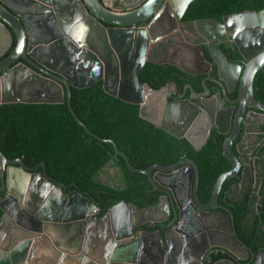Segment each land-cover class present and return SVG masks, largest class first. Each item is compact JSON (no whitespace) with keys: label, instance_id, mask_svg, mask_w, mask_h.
Here are the masks:
<instances>
[{"label":"water","instance_id":"1","mask_svg":"<svg viewBox=\"0 0 264 264\" xmlns=\"http://www.w3.org/2000/svg\"><path fill=\"white\" fill-rule=\"evenodd\" d=\"M194 1L123 0L127 5L120 7L122 0H114L110 8L102 0H0V51L3 54L10 50L0 61V106L67 101L70 113L87 134L100 142L111 143L116 156L123 157L131 171L146 175L155 189L164 193L161 204L140 210L121 201L95 222L83 239L74 231L61 232V227L69 229L79 224L78 220L94 221L101 213L100 207L80 192L72 198L65 195L64 190L69 186L50 179L45 163L29 167L22 159L6 158L0 150V191L7 195L0 202V264H139L136 260L125 263L118 259L129 251L131 255L135 252L134 244L128 243L133 230L147 222H164L161 206L164 205L168 217L169 202L176 214L174 222L180 218L174 186L159 181L154 171L160 175L171 173L170 177L187 171L189 180L195 179L194 199L200 209L212 211L218 204L223 183L239 172L240 162L231 148L238 128L224 142V157L232 163V169L219 176L211 203L203 205L198 196L199 169L194 162L184 160L173 166L156 164L136 169L115 141L90 132L71 106L72 88H89L102 81L107 94L139 105L147 121L180 138L185 137L200 148L210 134L215 113L212 119L207 118L196 104L183 99L184 95L179 100H169L168 87L155 90L143 83L139 75L147 62H152L149 50L160 39H152L149 28L140 25L150 19L155 23L167 12L174 18L180 29L178 35L193 57H190L192 70L179 63L174 66L192 75L205 74L210 66L204 62L201 47L206 46L218 66V77L207 78L204 83L215 82L227 99L228 93L239 87V120L247 108L264 113V102L254 93L255 77L264 68V9L233 14L226 17L224 23L212 19L182 22ZM225 41L238 48L245 64L228 62L218 45ZM205 89L200 96L211 94V89L206 86ZM197 97L192 95L191 99ZM144 110L154 117H145ZM219 132L223 131L219 129ZM193 136H200L201 142L197 144ZM185 165L192 168L178 170ZM39 169L41 173L31 175ZM31 196L43 202L42 207H38L39 215L45 211L50 214L48 219L43 218L49 222V227L29 230L18 225L19 214L27 217L23 201ZM163 242L170 250L167 233L163 234ZM214 246L227 256L222 260L224 264H237L240 259L237 253L222 244ZM207 249L208 245L197 260L176 264H202L203 259L210 258L214 252L209 250L207 254ZM254 264H264V249L260 250Z\"/></svg>","mask_w":264,"mask_h":264},{"label":"flooded vegetation","instance_id":"2","mask_svg":"<svg viewBox=\"0 0 264 264\" xmlns=\"http://www.w3.org/2000/svg\"><path fill=\"white\" fill-rule=\"evenodd\" d=\"M102 1L107 3L110 8L113 6L114 0ZM123 5H127V3L122 0L118 6L122 7ZM34 9L39 8L34 7ZM211 15L212 17L194 20H184L183 18L182 22L185 23L190 21L212 19L220 23H224V19L231 16L221 15L220 18H217L218 15L214 12H211ZM149 25L150 27H148ZM140 27L149 28L152 39L160 38L157 45L152 46L149 50V56L152 62L156 64H169L172 66H174V63H179L185 65L191 70L193 69L190 62V57H192L189 55L190 49L182 42V37L178 35L180 29L174 21V18H171L167 12H164L155 23H152V19H150L149 21L142 23ZM231 34L232 33H230V35ZM218 45L219 49L226 55L229 63L234 65L245 64L244 58L232 42L225 41L219 43ZM201 51L204 62L208 63L210 66L205 74L192 75L185 72L188 77H182V80L185 82L183 85L171 82L162 88L168 87V99L172 101L179 100L180 96L184 95L183 99L190 100L196 104L200 112H205L207 118L209 119H212L215 113V122L211 126L210 134L207 140L200 148L195 147L185 137L180 138L168 132L169 135L174 137V139L186 140L188 144L192 146V150L184 149L183 157H180L177 161L166 166H173L184 160H190L198 166L196 160L190 157L201 153V150L204 149L209 141L213 140L216 142L219 140L222 142V157L230 164V171L232 169V163L224 157V142L231 135L232 131L235 128H238V134L231 147L240 162L238 175L232 179L226 180L223 183L220 191L221 193L219 194L218 204L212 211H209L201 210L197 205L194 199L195 179L190 181L187 171H179V173L172 177H170L171 173L160 175L158 171H154L153 174L158 177L159 181L166 184H172L174 186L180 210L177 215L180 218L174 222L176 214L172 208L171 202H169L168 217H166V209L164 205H162L161 217L162 219L166 218L165 221L158 223L147 222L140 228L133 230L132 237L129 239L128 243L134 244L136 249L135 252L131 255L129 251L128 253H125L126 255L123 254L118 257L120 261H124L125 263L132 260H136L139 264H176L189 262V259L197 260L198 256L206 250V245H208L209 249H207V254L210 249L214 250V252L210 255V258L207 257L208 259H203L202 264H224L222 260L227 256L217 251L219 248H215L214 246L222 244L240 256L237 264H254L260 250L264 249L260 248L257 252H255L252 247L249 246L242 237H240L246 236L247 240L251 242V245H256L260 242L264 243V228H262V230H259L258 228L260 226L263 227V225L257 223H262L261 218L264 214V212H261L259 209L261 203L264 201V113L252 108H247L244 110L243 116L239 120V118H237L239 108V104L237 103L239 87H236L231 93H228L227 99L223 94L222 89L215 82L207 80L204 83V80L207 78L217 79L218 66L211 57L206 46H202ZM2 52L0 51V61L6 57L10 50L7 53L2 54ZM204 68L205 67H203V69ZM205 86L211 89L212 92L207 97H202L200 95L206 92ZM53 91L56 92L57 89L55 88ZM192 95H197L198 97L196 99H191ZM145 111L146 110L143 111L145 117H154V114L145 113ZM219 129L223 132H219ZM193 137L197 144L201 142L200 136ZM208 152H210V160L217 157V155L214 156L212 154L214 149H209ZM156 164L159 163H154L149 167ZM225 165L226 164H220V169ZM183 168L191 169L192 167L185 165L178 168V170ZM229 171H225L222 174ZM41 172L42 169H39L38 173ZM108 172L109 176L113 177L111 184L120 186L121 174H119L114 168H110ZM36 173L37 172H31V175ZM49 178L60 182L52 175H49ZM154 178L156 179V177ZM200 178L199 169L198 196L203 205H208L211 203L216 182L211 190H207L204 189L203 186L201 187ZM147 179L153 190L160 193L158 201L153 206H146L143 208H139L138 205L132 203L130 204L131 208L140 210L161 204L160 198L164 195V193L156 190L148 177ZM72 185L76 184L67 185L69 186L68 189L64 190V194L69 196V198H72L76 192H80L74 189H77V185ZM38 193L41 194V191H38ZM6 196V192L0 191V202L4 200ZM23 202L25 206L23 211L26 212L24 214H26L27 217L19 214L17 216L18 225L29 230L44 229L45 226L49 227V222H46L43 218L45 217L48 219L50 214L45 211L39 215L38 207L41 208L43 205V202L40 199L31 196L30 199H25ZM104 215H101L100 213V215H98L97 218L91 222L88 220H78L79 224H73V226L69 229H66L67 227H61V232H67V230H70V232L74 231L75 235H78L79 237L82 236L84 239L87 237L90 229L93 228V224ZM54 225L58 224L55 223ZM159 233L161 234V239L159 238ZM164 233L168 234L171 246L170 250L169 246L163 242ZM210 246H213L214 248Z\"/></svg>","mask_w":264,"mask_h":264},{"label":"trees","instance_id":"3","mask_svg":"<svg viewBox=\"0 0 264 264\" xmlns=\"http://www.w3.org/2000/svg\"><path fill=\"white\" fill-rule=\"evenodd\" d=\"M263 9L264 0H196L188 8L184 20L212 17L211 12L220 18L221 15ZM181 71L169 64L148 62L139 75L143 83L159 90L171 82L183 85L182 77L188 75ZM101 83L84 89L72 88L71 106L90 132L115 141L134 168L143 170L154 163L166 166L183 157L184 149H192L186 140L174 139L165 129L142 117L139 105L107 94ZM254 93L264 102V68L255 77ZM57 104L1 105L0 150L4 156L22 159L29 166L45 163L49 175L66 185L76 184L77 189H74L95 202L101 215L121 201L139 208L156 204L160 193L153 190L147 177L131 171L123 157L116 156L111 143L100 142L87 134L70 113L67 101ZM209 149H214L215 159H209ZM190 158L196 160L200 185L207 190L212 189L219 175L230 169V164L222 157L219 140L209 141L201 153ZM220 164L226 165L220 169ZM110 168L121 174L120 186L111 184ZM259 209L264 212V201ZM261 220L262 223L257 222L263 225L259 230L264 228V215ZM243 237L255 252L264 248L263 242L251 245L246 236Z\"/></svg>","mask_w":264,"mask_h":264},{"label":"bare ground","instance_id":"4","mask_svg":"<svg viewBox=\"0 0 264 264\" xmlns=\"http://www.w3.org/2000/svg\"><path fill=\"white\" fill-rule=\"evenodd\" d=\"M207 54V53H206ZM210 61V60H209ZM151 64V63H150ZM177 68V67H176ZM182 72V71H181ZM144 73V72H143ZM157 74V73H156ZM170 75V74H169ZM157 76V75H156ZM176 77V76H175ZM159 78V77H158ZM155 79H156V77H155ZM143 80V79H142ZM171 81V80H170ZM144 82V81H143ZM102 84V83H101ZM158 85H160V84H158ZM217 86V85H216ZM194 101V100H193ZM54 105V104H53ZM58 105V104H57ZM255 111V110H254ZM245 117V116H244ZM213 138V137H212ZM263 143V142H262ZM261 143V144H262ZM192 150V149H191ZM221 155V154H220ZM250 155V154H249ZM181 156V155H180ZM176 158V157H175ZM226 160V159H225ZM198 162V161H197ZM225 162V161H224ZM38 173V172H37ZM202 175V174H201ZM145 176V175H144ZM235 180H237V179H235ZM194 181V180H193ZM210 184V183H209ZM205 185V184H204ZM206 186V185H205ZM73 189V188H72ZM207 189V188H206ZM193 190V189H192ZM206 192V191H205ZM221 193V192H220ZM200 194V193H199ZM205 200V199H204ZM227 201V200H226ZM247 202V201H246ZM204 203V202H203ZM231 210V209H230ZM234 213V212H233ZM245 214V213H244ZM264 215V214H263ZM238 221V220H237ZM158 228H160V227H158ZM259 228V227H258ZM254 232V231H253ZM241 234V233H240ZM241 237V236H240ZM243 237V236H242ZM244 238V237H243ZM246 238V237H245ZM257 246V245H256ZM211 250V249H210ZM255 253V252H254ZM241 263V262H240ZM248 263V262H247Z\"/></svg>","mask_w":264,"mask_h":264}]
</instances>
